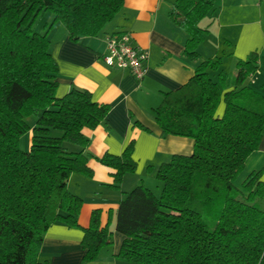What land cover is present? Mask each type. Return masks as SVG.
Masks as SVG:
<instances>
[{
	"label": "trees",
	"instance_id": "16d2710c",
	"mask_svg": "<svg viewBox=\"0 0 264 264\" xmlns=\"http://www.w3.org/2000/svg\"><path fill=\"white\" fill-rule=\"evenodd\" d=\"M123 6V0H0V264H48L39 250L57 222L83 231L85 263L114 244L101 209L92 211L87 227L77 223L83 200L67 183L72 174L93 178L95 171L84 151L64 146L87 148L91 140L84 131L105 123L110 106L76 88L58 96L49 33L61 23L73 43L96 38ZM214 8L215 0H175L169 11L172 25L188 37L182 58L195 63V73L164 94L156 123L162 136L189 138L194 147L158 167L160 196L144 185L123 194L115 221L124 236L115 256L122 262L264 264V168L236 185L264 137V95L245 85L258 72L260 55L253 51L238 60L231 79L209 75L220 62L200 56L207 30L199 22ZM45 12L53 20L38 33L34 25ZM32 116L37 119L30 126ZM130 117L134 127L151 133ZM30 131L25 152L20 140ZM134 148L131 141L121 155L106 152L97 159L111 171L110 188L120 190L124 177L136 172Z\"/></svg>",
	"mask_w": 264,
	"mask_h": 264
},
{
	"label": "crops",
	"instance_id": "0c3cea01",
	"mask_svg": "<svg viewBox=\"0 0 264 264\" xmlns=\"http://www.w3.org/2000/svg\"><path fill=\"white\" fill-rule=\"evenodd\" d=\"M123 1L121 12L96 38H83L80 43H73L61 23L49 33L51 56L59 70L58 96L76 88L89 91L94 101L110 106L105 123L94 130L84 131L91 140L87 148L70 143L64 146L70 152L84 151L95 171L93 178L72 174L67 183L69 191L83 200L77 223L87 227L92 211L101 209L102 226L110 223L114 244L102 250L99 260L85 263L81 249L83 231L57 222L47 231L39 250L40 261L48 264H129L115 258L124 240V236L116 231L115 222L123 194L144 185L160 196L163 186L156 179L158 167L169 162L173 155H190L193 151L194 142L189 138L162 136L155 116V109L164 94L180 88L195 73V63L185 62L182 58L188 37L169 19L175 0ZM49 14L43 13L41 20L36 21V32H45L44 26L53 20V15ZM199 24L207 30L205 41L197 49L200 56L213 61L219 59L220 62L219 69L210 70L209 75L217 80L222 72L231 79L236 73L238 60L258 51L259 70L246 80L245 85L264 95V0H215V8ZM115 33H129L134 45L149 52L142 80L134 78L127 70L105 66V40ZM223 110L221 104L217 114L221 116ZM131 115L149 127L151 133L134 127ZM262 138L259 149L245 163L241 173L245 177L264 168ZM131 141L135 143L132 156L137 162V170L124 177L120 190H114L108 186L112 182L111 171L97 159L106 152L121 155ZM261 177L264 181V173Z\"/></svg>",
	"mask_w": 264,
	"mask_h": 264
},
{
	"label": "built area",
	"instance_id": "2783aa9c",
	"mask_svg": "<svg viewBox=\"0 0 264 264\" xmlns=\"http://www.w3.org/2000/svg\"><path fill=\"white\" fill-rule=\"evenodd\" d=\"M129 33H116L107 37L105 66L129 71L134 78L142 80L149 61V52L133 44Z\"/></svg>",
	"mask_w": 264,
	"mask_h": 264
},
{
	"label": "rangeland",
	"instance_id": "374dc122",
	"mask_svg": "<svg viewBox=\"0 0 264 264\" xmlns=\"http://www.w3.org/2000/svg\"><path fill=\"white\" fill-rule=\"evenodd\" d=\"M49 15H52V14L50 13ZM42 17H43L42 15L39 16L38 20H41ZM36 119H37L36 116H32V117L28 118L26 121H27V123L30 126H33L34 122H36L35 121ZM31 137H32L31 131L28 132V133H25L24 136L20 140V147L19 148H21L25 152L29 151V149H30L29 146H31ZM244 175H246V174H244ZM237 178L238 179L236 181V185H238L240 182H242L245 179V176H243L242 174H240V176L237 177Z\"/></svg>",
	"mask_w": 264,
	"mask_h": 264
}]
</instances>
